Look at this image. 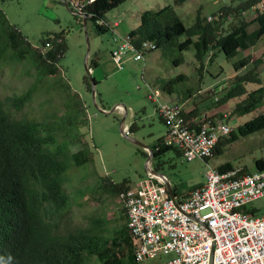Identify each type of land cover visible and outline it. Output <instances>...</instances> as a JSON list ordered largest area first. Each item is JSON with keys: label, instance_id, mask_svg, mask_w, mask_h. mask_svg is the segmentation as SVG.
Segmentation results:
<instances>
[{"label": "trees", "instance_id": "obj_1", "mask_svg": "<svg viewBox=\"0 0 264 264\" xmlns=\"http://www.w3.org/2000/svg\"><path fill=\"white\" fill-rule=\"evenodd\" d=\"M125 1L93 0L86 6L84 14L102 35L111 30L105 22L107 13ZM189 1L176 0L174 5L144 12L137 27L129 33L132 44L140 48L145 42H152L157 49L165 51L177 47L181 56L175 64L180 65L184 61L182 53L191 48L195 49L196 58L203 64L208 56L212 55V62L217 53L231 60L264 42V0H242L239 6H224L210 17L199 11L195 23L187 27L176 7ZM261 4L263 9L257 10L253 22H247L243 14ZM234 19L238 23H233ZM227 23H230L228 28L225 26ZM252 24L258 27L252 30ZM182 37L186 39L180 42ZM67 50L64 33L44 36L41 46L34 47L0 8V67L25 64L27 75L34 78L33 84L22 94L0 98V264H137L136 246L128 228V215L123 202L124 195L132 186L128 181L112 182L95 171L92 165L93 148L84 140L88 136L87 130L84 131L88 118L80 116L86 113V104L60 77L58 64ZM263 63L264 58L252 55L242 56L234 63L233 69L237 73L235 83L226 89L224 98L219 102L226 104L233 99H243L236 106L234 115L241 117L264 107L261 78L254 72L240 74L250 65L258 67ZM98 67L99 59L92 58L90 68ZM184 79L185 76H180L169 82L162 79H157V82L163 92L173 95V86ZM84 81L92 93V80L88 74ZM250 83H256L260 88L250 92L247 88ZM51 91L55 92V96H49L43 102L50 101L49 110L41 113L40 117H28L24 113L35 96L49 95ZM192 96V92L187 91L180 101L172 104L183 105ZM156 110L167 132L151 147L154 162L160 161L171 150L182 155L177 148L166 145L168 123L157 105ZM184 117L188 125L195 126L202 116L195 108L190 112L185 109ZM207 118L214 123L220 120ZM136 130V124L129 127L131 134ZM262 130L264 112L249 123L239 125L229 138L222 139L213 157L221 154L225 145ZM79 143H84L82 149L74 152L72 148ZM138 148L148 159L149 153ZM213 157L205 159V162L209 164ZM87 165L93 167L94 184L76 188L70 172ZM154 169L160 172V164ZM233 169L231 163L218 167L221 172ZM255 169H264V159L257 161ZM244 172L251 171L245 168ZM72 191L79 196L92 191L100 197L118 198L124 207V222L113 230L112 219L104 210H99L86 226H71L66 217L75 198L71 195ZM174 193L178 200L187 195L178 194L176 188ZM251 212L256 213L252 209Z\"/></svg>", "mask_w": 264, "mask_h": 264}, {"label": "rangeland", "instance_id": "obj_2", "mask_svg": "<svg viewBox=\"0 0 264 264\" xmlns=\"http://www.w3.org/2000/svg\"><path fill=\"white\" fill-rule=\"evenodd\" d=\"M75 1V0H73ZM176 0H126L118 8L107 13L105 22L111 26V30L100 35L92 22H88V37L91 44L90 61L100 54L99 67L90 73L98 81L97 102L102 109L111 111L118 105L124 107L123 111L117 109L114 113L107 114L99 111L95 105L93 95L89 91L84 78L88 73L86 68V56L88 42L85 31L84 19L73 12V6H67L64 0H0V8L5 13L9 22L23 33L34 47H40L44 36L49 34L64 33L68 50L61 58L58 66L63 82L69 83L73 90L86 104V113L82 116L88 118V136L84 138L90 144L94 152V166L101 176L114 183L130 182L131 186L138 185L148 176L147 158L142 155L136 144L126 139L121 132V125L126 110L128 116L126 124H136L137 130L130 135L144 144L152 147L165 135L166 125L157 113L156 105L149 99L150 87L161 93L162 99L167 103H176L187 91L193 96L187 101L185 107L198 109L201 116L220 119L223 112L229 113V123L234 131L239 125L247 124L264 112L256 110L251 114L238 117L234 115L236 106L243 99H233L226 104H220L226 94V89L235 83L237 73L234 71V63L242 56L252 55L256 58H264V42L249 52L229 60L224 54H216L212 62L211 56L202 64L195 56V49L191 48L182 53L184 61L177 65L175 61L181 56L177 47L165 51L156 49L145 54V60L136 61L135 54L129 53L123 58L124 69H120L111 55L106 51L115 43L117 34L125 36L137 27L141 15L146 11H157L169 5H174ZM242 0H190L182 6L176 7L177 13L187 27L195 23L199 11L203 15L213 16L220 8L239 6ZM262 10L263 5L243 14L247 22H253L257 10ZM233 16V15H232ZM231 16V18H232ZM233 23H238L234 19ZM119 23L117 27L114 25ZM226 28L230 26L227 23ZM257 24H252L250 29H256ZM186 37L179 39L184 41ZM202 65L204 67H202ZM254 72L258 74L264 86V63L255 67L250 65L240 74ZM185 76V79L174 85V94L163 92L157 79L171 81ZM34 82L33 76L27 75L25 64H15L0 67V98L22 94ZM150 86V87H149ZM250 92L260 88L256 83L247 85ZM55 96L51 91L49 95L39 94L29 104L24 113L28 117H40L41 113L49 110L48 97ZM180 103V102H179ZM56 104L59 105V102ZM55 105V102H54ZM84 142V141H83ZM84 143H79L72 149L74 152L82 149ZM264 159V130L255 134L240 137L237 141L225 145L221 154L209 161V166L218 168L226 163L234 167L250 169L255 172L257 161ZM160 164V172L168 177L172 186L177 191L187 193L190 189L203 185L206 182V171L209 168L204 160L187 161L183 155L171 150L157 162L153 160V168ZM70 177L75 179L76 188H86L94 184L93 167L87 165L81 170H72ZM75 198L72 200L71 210L66 221L73 227H84L88 224L92 215L104 210L112 219L111 228H119L123 223L124 207L118 198L111 199L106 195L89 193L79 196L71 192ZM98 198V199H96ZM257 216L264 215V198L255 201L252 206ZM127 260V259H126Z\"/></svg>", "mask_w": 264, "mask_h": 264}, {"label": "built area", "instance_id": "obj_3", "mask_svg": "<svg viewBox=\"0 0 264 264\" xmlns=\"http://www.w3.org/2000/svg\"><path fill=\"white\" fill-rule=\"evenodd\" d=\"M92 1L69 0V5L82 16ZM114 42L112 55L120 69L129 53L143 61L157 49L152 42L137 48L130 35L117 34ZM150 91L149 99L168 123L166 145L189 162L213 157L217 144L234 132L228 112L217 123L202 116L190 126L184 105L164 102L160 91ZM168 181L148 172L124 195L137 264H264V215L253 214L250 207L264 198V169L221 172L209 166L206 182L181 200L171 197Z\"/></svg>", "mask_w": 264, "mask_h": 264}, {"label": "water", "instance_id": "obj_4", "mask_svg": "<svg viewBox=\"0 0 264 264\" xmlns=\"http://www.w3.org/2000/svg\"><path fill=\"white\" fill-rule=\"evenodd\" d=\"M65 3L67 4V6L69 7L68 5V0H64ZM83 19H84V25H85V31H86V35H87V42H88V53H87V56H86V68H87V71H88V75L90 76L91 78V82H92V95H93V99H94V102H95V105L97 106V108L99 109V111L103 112V113H107V114H111V113H114L117 109H121L120 108V105L116 106L115 109L111 110V111H108V110H105V109H102L98 102H97V96H98V93H97V83L95 81V79L93 78V76L90 74L92 72V69L90 68V55H91V44H90V39L88 37V18L85 14L82 15ZM126 110V116L124 117L123 121H122V125H121V132L123 134V136L130 140L131 142H133L134 144H136L138 147L140 148H143L144 150H146L148 153H149V157L147 159V168H148V172H150L151 174H155L157 176H160V177H165V175L161 172H158L156 171L154 168H153V160H154V153H153V150L151 147H149L148 145L144 144L143 142L135 139L134 137H132L130 135V132H129V128L128 126L126 125V118L128 116V110L127 108H125ZM167 177V176H166ZM167 187H168V190L171 194V197L173 199H176V196H175V193H174V187L172 186L171 182L168 181L167 183Z\"/></svg>", "mask_w": 264, "mask_h": 264}, {"label": "crops", "instance_id": "obj_5", "mask_svg": "<svg viewBox=\"0 0 264 264\" xmlns=\"http://www.w3.org/2000/svg\"><path fill=\"white\" fill-rule=\"evenodd\" d=\"M125 36H126V35H125ZM114 43H115V42H114ZM116 48H117V43H115L110 49H108V50L106 51V53L109 54V55H111V57H113L112 54H113V51H114ZM100 54H101V53L97 54V55L94 57V59H96V60L99 59V58H100ZM92 71H93V70H92ZM74 91L77 92V90H75V89H74ZM183 105L186 106L187 103H184ZM120 107H122V108L124 109V107H123L122 105H120ZM185 109H186L188 112L192 111V109H190V108L187 109V107H185ZM126 125L129 127L128 124H126ZM166 132H167V127H166V130H165V133H166ZM200 186H201V185H200ZM197 187H198V186H197ZM194 188H196V187H194ZM194 188H192V189H194ZM192 189H190V190H192ZM190 190H189V191H190ZM177 192H178V194H184L185 191H184V192H182V191H177ZM187 193H188V192H187Z\"/></svg>", "mask_w": 264, "mask_h": 264}, {"label": "clouds", "instance_id": "obj_6", "mask_svg": "<svg viewBox=\"0 0 264 264\" xmlns=\"http://www.w3.org/2000/svg\"><path fill=\"white\" fill-rule=\"evenodd\" d=\"M68 5H69V0H68ZM70 6V5H69ZM73 11V10H72ZM74 12V11H73ZM119 24V23H118ZM115 28V27H114ZM127 35H129V34H127ZM121 109H120V111H123L124 109L122 108V107H120ZM129 128V127H128Z\"/></svg>", "mask_w": 264, "mask_h": 264}]
</instances>
